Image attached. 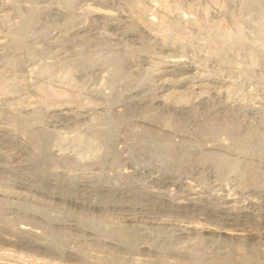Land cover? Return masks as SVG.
I'll list each match as a JSON object with an SVG mask.
<instances>
[{
    "label": "bare ground",
    "instance_id": "bare-ground-1",
    "mask_svg": "<svg viewBox=\"0 0 264 264\" xmlns=\"http://www.w3.org/2000/svg\"><path fill=\"white\" fill-rule=\"evenodd\" d=\"M71 69L87 81L78 86L61 76ZM146 76L150 89L140 84ZM41 87L70 88L71 101L50 108ZM88 99L96 103L79 106ZM199 107L205 111L199 124L210 128L201 137L213 146L220 136L241 132L238 112L264 113V0H0V216L26 220L0 226V242L83 264H94L100 253L86 246L155 259L148 264H170L165 257L186 264H264V183L251 187L264 175V145L239 171L220 174L243 184L240 191L173 176L162 182L182 189L174 196L133 181L127 168L134 173L140 167L128 162L127 168L71 174L54 156L60 141L47 129L74 119L94 128L88 137L98 151L106 132L98 113H125L151 129L159 123L139 115L164 118ZM163 151L173 158L172 150ZM206 166L195 162L192 169ZM40 202L43 210H33ZM60 208L73 214L48 217L57 235L41 238L31 223L46 222L45 215ZM81 216L96 219L102 230L82 225ZM65 232L69 243L52 251L54 238ZM131 236L138 242L130 244ZM206 242L227 249L211 255Z\"/></svg>",
    "mask_w": 264,
    "mask_h": 264
},
{
    "label": "rangeland",
    "instance_id": "rangeland-1",
    "mask_svg": "<svg viewBox=\"0 0 264 264\" xmlns=\"http://www.w3.org/2000/svg\"><path fill=\"white\" fill-rule=\"evenodd\" d=\"M16 22H18V20ZM114 75H118V73H115ZM61 76L72 79L70 80L72 84L78 86H81L87 81V79L84 80L81 78L80 72L75 73L74 69L67 71ZM61 76L59 75L58 78H61ZM106 76L107 75L105 74V77ZM55 77L57 78V75H54L53 78ZM89 78L92 79L90 74ZM150 83V76H146L140 84L142 87L149 86L148 88L150 89ZM40 89L45 94L43 101L48 104L50 108H56L66 101H71V93L69 92L70 88L61 91H52L46 87H41ZM105 93L109 94L110 91L105 90ZM131 98H135V96L132 95ZM120 101H122V98H119L114 102ZM95 103L96 102L92 99H88L85 100V102L78 104L79 106L87 107ZM109 104L111 105L112 103L110 102ZM204 112L205 111H203V107L202 109L199 107L195 113H171L170 115H166L164 118L160 117L154 112L139 115L141 119L151 120L153 122L159 123L154 125L155 128L152 127L151 129L145 127L143 123L134 124L132 121L134 120V117L125 115V113L115 114L112 113L111 110H108L106 113H98L95 115L96 120L105 121L106 125L103 126L104 129L102 126H97L96 128L99 130H101V128L106 130L101 140L103 141L104 145H107L106 147L104 145L101 146L98 151L94 150L93 145L89 141L88 137L94 128H89V126L87 127L86 125H77L74 119L67 121L65 124L63 123L64 125L61 126L55 125L54 128L53 126H48L47 129L56 135L57 139H59L58 142L60 141L57 145L58 148L55 147L53 150L54 156L56 158L63 159L60 162L61 165H63L67 170H70L72 172L71 174H75V172L76 174H80L82 172H86L88 169H96L97 167H101L105 171H108L110 168H113L117 165L120 166V168L122 166V168H127V165L131 164V166L136 168H145L143 170L138 169V171L134 173L131 168H127L126 172L130 171L129 173L132 174L131 179L133 181L142 183L148 189L157 191L164 190V192H170L174 196H180L183 193L182 189L178 187L174 188L168 184H163L162 182L173 176H179L182 179H187L189 182H191V184L196 186L198 185L199 187L204 186L206 188L211 187L212 189H216L222 185H227L229 188L233 189L235 185V190L240 191V188H243V184L241 185L239 182L235 184L237 181L233 178L227 179L225 181L220 174L228 171H239V168L244 164L243 162L248 160L251 155L256 153L259 146L264 145V113L258 109L251 110V112L246 111V114L245 112H238V118H242L241 121L244 122L241 132L235 137H232L230 134V136L228 134L227 136H220V144L218 143V146H213L205 139H202L203 137H201L204 133H207L210 130V128L206 125L199 124L204 120ZM38 117L39 120H41V122L43 121V123L46 125L48 122L47 114L41 113ZM164 120L167 122L166 124L164 123ZM73 125H77L78 127ZM161 126H163V129H160ZM164 130H168L169 133L165 134ZM212 130L218 131L217 128H213ZM42 135L44 139L47 138L46 133ZM70 135L72 138L69 137ZM202 140L206 142H203ZM203 144L208 145L209 147H217L218 151L206 150L203 148ZM111 145H113L112 148ZM163 149L172 150V153L174 154L173 158L166 156ZM43 156L47 159V152L46 154L44 152ZM195 162L199 163L200 165H207L208 168L206 166L207 169H204L205 167H203L193 170L192 165ZM253 169L254 171L256 170L255 168ZM110 175L112 174L110 173ZM120 182L123 183V180L121 179ZM261 182L264 183V175H262L260 178L258 177L256 181L252 182L251 187L262 186ZM214 186H216V188ZM2 189L5 191L8 190L4 186ZM35 206H38L36 207V210H38L37 208H41L43 210L41 206H45V204L42 202L36 203V205H33V210ZM3 207L4 205L0 203V212ZM64 212L73 214V212H71V210L69 211V209L67 210V208L54 209L50 213V216L49 214L48 216L44 214L47 217L45 218L46 222L41 221L42 224L40 222H33L31 225L35 231L37 230L36 232H38V235L41 236V238H52L57 234L54 230L49 229L48 217L60 219L63 218L62 213ZM23 221L24 218L21 216H16L14 218V216L8 215L5 220L0 216V226L5 228H14L15 224L23 223ZM79 222L82 225L102 230L101 223H99L96 219H89V217L84 218L81 216L79 217ZM70 239L71 235L67 232H65L64 235L55 237L52 251L56 250L59 252L63 246H66L69 243ZM136 242L138 241L131 236V241L129 243L135 244ZM217 244L211 245L209 242H206V251L213 255L223 252V249H227L225 243L220 244L219 242ZM86 247H88V249L91 247L90 250L96 248L95 250L100 253L102 252V255L98 253L96 254V257L93 256L91 262L94 264L97 262V264H115V261H119L118 264H145L147 262L149 263V260H151V263L155 261V259L152 258L146 261L147 258L142 256H134V260H132L126 256L121 257L118 254L117 256L112 250H98L99 247L96 246ZM78 250L82 249L78 248ZM89 252L88 254L92 255V253L90 252V254ZM53 255L54 254L42 255V253L36 251L6 245L0 242V264H83L81 262L79 263L78 261L66 262L64 259H60V257L56 254L55 256ZM201 255L202 252L197 251L198 258L201 257ZM107 256L108 258L110 257L109 261ZM247 256L249 257L248 254L246 257ZM164 260H169L168 263L170 264H186V262L182 263L181 261H176L172 257H165ZM217 261L220 263L225 262H223V259H218Z\"/></svg>",
    "mask_w": 264,
    "mask_h": 264
}]
</instances>
